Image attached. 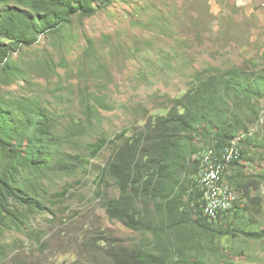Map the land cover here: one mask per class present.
<instances>
[{
  "label": "trees",
  "instance_id": "obj_1",
  "mask_svg": "<svg viewBox=\"0 0 264 264\" xmlns=\"http://www.w3.org/2000/svg\"><path fill=\"white\" fill-rule=\"evenodd\" d=\"M113 1L0 0V71L10 82L24 77V69L13 57L17 51L37 44L42 36L61 34L75 17L93 16ZM92 51L91 45L87 53ZM94 57L93 61H100V55ZM195 76L183 95L171 98L163 113L150 114L132 134L124 129L114 138L104 134L86 144L83 139L96 131L95 108L88 99L85 122L62 127L36 99L25 103L0 94L1 262L11 253L10 244L1 240L6 227L14 225L30 234L39 214L54 211L48 204L46 183L80 170L89 172L93 159L110 146L115 148L97 183L102 186L111 179L119 193L104 198L103 207L111 218L149 235L144 243L105 247L108 264H237L227 255L216 262L208 258L206 249L219 253L218 238L232 232L220 223L238 217L237 209L246 212L240 218L254 223L262 211V197L254 193L258 181L244 171L242 160L251 146L264 148V134L252 130L264 109V72L233 65L206 68ZM236 138L241 156L232 163L228 178L245 205L240 207L239 202L212 220L201 207L202 156L210 148L222 153ZM199 140L206 143L205 151ZM69 189L65 186L55 194L63 197ZM239 231L264 238V229Z\"/></svg>",
  "mask_w": 264,
  "mask_h": 264
},
{
  "label": "rangeland",
  "instance_id": "obj_2",
  "mask_svg": "<svg viewBox=\"0 0 264 264\" xmlns=\"http://www.w3.org/2000/svg\"><path fill=\"white\" fill-rule=\"evenodd\" d=\"M71 23L61 34L42 36L17 51L13 57L25 76L10 82L0 71V94L25 103L36 99L62 127L85 122L88 99L96 131L85 144L104 134L114 138L124 129L132 134L150 114L163 113L171 98L183 95L198 71L244 65L264 72V0H114ZM95 54L100 61L91 59ZM252 130L264 134V109ZM198 145L207 148L201 140ZM114 148H104L89 172L46 183L54 211L39 214L30 234L6 227L1 240L11 253L0 264H108L105 247L145 242L149 233L111 218L103 207L104 198L119 193L111 179L97 183ZM248 154L242 163L258 181L254 193L262 197V211L255 223L240 218L246 214L241 209L238 217L220 223L232 232L218 238L219 253L206 249L216 262L227 255L237 264H264V238L239 231L264 229V148L251 146ZM65 186L69 192L57 197Z\"/></svg>",
  "mask_w": 264,
  "mask_h": 264
},
{
  "label": "built area",
  "instance_id": "obj_3",
  "mask_svg": "<svg viewBox=\"0 0 264 264\" xmlns=\"http://www.w3.org/2000/svg\"><path fill=\"white\" fill-rule=\"evenodd\" d=\"M240 153L239 138H236L224 147L222 153L210 148L202 156L198 175L201 207L212 220H218L221 214L231 211L240 202V193L228 178L232 173V163L240 158Z\"/></svg>",
  "mask_w": 264,
  "mask_h": 264
}]
</instances>
